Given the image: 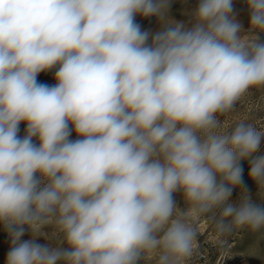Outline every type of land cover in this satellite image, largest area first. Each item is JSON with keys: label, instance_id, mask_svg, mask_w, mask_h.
<instances>
[{"label": "clouds", "instance_id": "9594fccd", "mask_svg": "<svg viewBox=\"0 0 264 264\" xmlns=\"http://www.w3.org/2000/svg\"><path fill=\"white\" fill-rule=\"evenodd\" d=\"M246 4L247 32L233 0H197L150 33L136 16L170 0H0L5 264H184L196 229L177 192L222 234L264 230L241 165L264 193V133L218 118L264 87V0ZM47 227L59 244L36 241Z\"/></svg>", "mask_w": 264, "mask_h": 264}, {"label": "rangeland", "instance_id": "374dc122", "mask_svg": "<svg viewBox=\"0 0 264 264\" xmlns=\"http://www.w3.org/2000/svg\"><path fill=\"white\" fill-rule=\"evenodd\" d=\"M197 0H170L168 12L163 20L156 16L143 17L136 16V23L141 29L154 33L161 29V24L174 23L176 21L189 20L190 11L196 6ZM234 13L237 20L241 23L245 32L250 26V17L247 9L246 0H233ZM264 39V35H262ZM40 83L54 85L55 69L48 72H41L37 77ZM224 128L233 127L239 122H245L253 125L258 131L264 133V87L250 88L237 102L234 109L220 115ZM26 124L20 125V135H24ZM73 132L71 139H76ZM264 154V143H262L260 152ZM243 167V179L247 184L253 199L258 203H264V193L257 190V186L249 176V163L247 160L241 161ZM239 188L233 190L231 199L236 200L239 196ZM178 212L183 213L192 222L196 229V238L193 245L192 254L184 264H264V230L252 232L246 228L234 230L230 234H222L215 228V223L211 214L203 216L195 215L184 203L183 195L180 192L174 193ZM41 236L36 238L40 244H59V238L51 227L45 228ZM31 233L26 229L22 240L31 239ZM10 248V238L5 231L3 224H0V264H5L7 253ZM147 264H155L154 259L149 258Z\"/></svg>", "mask_w": 264, "mask_h": 264}]
</instances>
